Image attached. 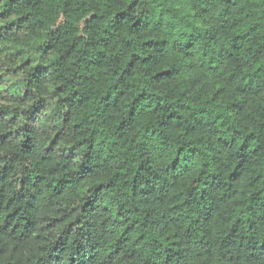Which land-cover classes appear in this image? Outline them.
Segmentation results:
<instances>
[{
  "label": "clouds",
  "instance_id": "obj_1",
  "mask_svg": "<svg viewBox=\"0 0 264 264\" xmlns=\"http://www.w3.org/2000/svg\"><path fill=\"white\" fill-rule=\"evenodd\" d=\"M0 264H264V0H0Z\"/></svg>",
  "mask_w": 264,
  "mask_h": 264
}]
</instances>
